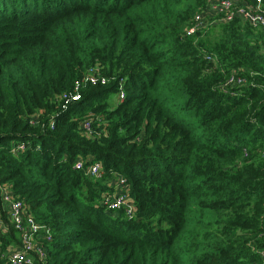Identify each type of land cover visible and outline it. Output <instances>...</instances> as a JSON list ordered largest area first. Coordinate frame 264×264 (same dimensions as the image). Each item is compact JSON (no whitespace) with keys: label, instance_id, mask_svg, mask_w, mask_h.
<instances>
[{"label":"trees","instance_id":"obj_1","mask_svg":"<svg viewBox=\"0 0 264 264\" xmlns=\"http://www.w3.org/2000/svg\"><path fill=\"white\" fill-rule=\"evenodd\" d=\"M208 2L0 0V264L5 188L51 235L32 264H264V30L187 35ZM90 70L108 83L64 105ZM116 173L132 215L101 205Z\"/></svg>","mask_w":264,"mask_h":264},{"label":"built area","instance_id":"obj_2","mask_svg":"<svg viewBox=\"0 0 264 264\" xmlns=\"http://www.w3.org/2000/svg\"><path fill=\"white\" fill-rule=\"evenodd\" d=\"M236 18H240L251 27L264 30L263 0H256V2L252 3H241L238 0H209L206 8L195 15L194 23L186 29V34L192 35L197 30L209 28L218 22L227 23ZM89 82L92 85H105L108 80L101 76L97 70H90L82 80H76L72 93L66 91L61 94L60 98L64 101V105H68L71 101H79L82 95L81 88ZM245 83V78L231 76L227 85H244ZM123 98L124 93L120 92L119 101ZM93 116L94 114L91 112L82 124L88 134L93 131ZM25 148L26 145L19 144L16 146V152ZM74 167L78 170H84L87 176L96 179L102 178L105 173L103 164L100 161L93 162L85 167V160L82 157H78L75 160ZM110 184L114 190L103 195L101 205L111 210L123 209L127 214L132 215L135 212L134 200L130 195L125 178L116 173ZM3 201V211L7 217V223L11 222L22 238V246L16 247L8 253L9 260L14 264H32L33 257L31 254L33 252L39 253L44 259L46 248L37 244L36 240L41 237L44 240L51 241V235L41 234L42 226L28 212L25 202L16 200L7 188L3 191ZM5 221L0 214V228L6 226Z\"/></svg>","mask_w":264,"mask_h":264},{"label":"rangeland","instance_id":"obj_3","mask_svg":"<svg viewBox=\"0 0 264 264\" xmlns=\"http://www.w3.org/2000/svg\"><path fill=\"white\" fill-rule=\"evenodd\" d=\"M119 98H120V92H118L117 94H113L108 100H109V102L116 103L117 101H119ZM104 194H106V192H104Z\"/></svg>","mask_w":264,"mask_h":264}]
</instances>
